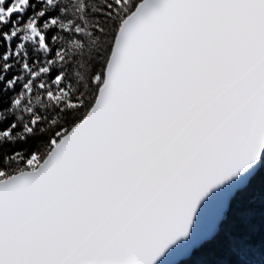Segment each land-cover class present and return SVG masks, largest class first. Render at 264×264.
Returning a JSON list of instances; mask_svg holds the SVG:
<instances>
[{
  "label": "snow or ice",
  "instance_id": "snow-or-ice-1",
  "mask_svg": "<svg viewBox=\"0 0 264 264\" xmlns=\"http://www.w3.org/2000/svg\"><path fill=\"white\" fill-rule=\"evenodd\" d=\"M0 264H264V0H0Z\"/></svg>",
  "mask_w": 264,
  "mask_h": 264
}]
</instances>
